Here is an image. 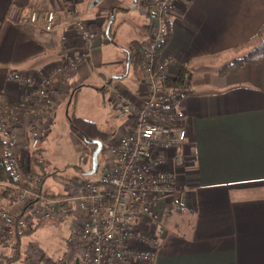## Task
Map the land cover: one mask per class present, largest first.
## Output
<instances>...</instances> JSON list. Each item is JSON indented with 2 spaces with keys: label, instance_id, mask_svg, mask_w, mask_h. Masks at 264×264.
Wrapping results in <instances>:
<instances>
[{
  "label": "crops",
  "instance_id": "crops-1",
  "mask_svg": "<svg viewBox=\"0 0 264 264\" xmlns=\"http://www.w3.org/2000/svg\"><path fill=\"white\" fill-rule=\"evenodd\" d=\"M13 8L54 10L53 30L20 25L11 19ZM74 19L94 31L90 49L71 26ZM165 20L169 38L162 52L175 60L168 77L186 68L190 92L182 100L187 139L177 167L178 191L152 264H264V56L231 65L250 51L237 46L264 24V0H176ZM153 23L148 0H0V102L20 105V123L32 119L24 112L36 109V86L21 84L16 74L46 76L67 59L70 66L55 83L53 110L88 89L111 91L109 83L137 104L142 70L128 49L133 41L144 45ZM121 111L127 128L131 114ZM46 112L37 117L41 124ZM32 140L22 136L18 154L27 148L31 154L37 143L30 142L44 141ZM9 184L0 181V206L8 201ZM64 209L37 217L35 226L66 222L73 214L69 206ZM71 243L69 238L65 264L78 262ZM6 248L0 254H9ZM30 253L34 264L53 259L36 242L25 261Z\"/></svg>",
  "mask_w": 264,
  "mask_h": 264
},
{
  "label": "built area",
  "instance_id": "built-area-1",
  "mask_svg": "<svg viewBox=\"0 0 264 264\" xmlns=\"http://www.w3.org/2000/svg\"><path fill=\"white\" fill-rule=\"evenodd\" d=\"M148 1L154 23L143 46L146 58L139 101L133 103L109 83L116 107L131 114V121L127 128L118 130L109 145H104L108 157L100 181L78 180L67 188L64 195L53 197L35 191L25 179L28 171L17 152L18 143L22 136L36 140L46 136L47 132L38 126L37 117L44 110L52 111L50 103L57 93L55 83L70 64L66 59L46 76L16 74L21 84L36 86L39 98L35 110L24 112L26 116H33L26 120L29 124L25 126L20 123L18 115L14 116L10 111L0 112L6 126L9 166L12 175L19 180L8 185L15 189V194L0 210L1 239L8 219L19 215L28 224H33L35 217L64 213V207L69 206L74 228L71 248L78 256L77 264L154 262L166 230L170 205H174L173 198L178 191L177 167L184 158L183 146L187 139L182 100L190 92V83L188 80L183 86L174 88L162 82V79L169 78L175 61L160 49L168 32L165 19L176 0ZM10 16L20 25L40 27L49 32L56 19L52 9L13 8ZM71 26L78 31L83 46L90 49L96 36L87 22L74 19ZM169 150H174L172 156H167ZM32 256L27 257L25 264H34ZM65 262L64 256H58L47 264Z\"/></svg>",
  "mask_w": 264,
  "mask_h": 264
},
{
  "label": "rangeland",
  "instance_id": "rangeland-1",
  "mask_svg": "<svg viewBox=\"0 0 264 264\" xmlns=\"http://www.w3.org/2000/svg\"><path fill=\"white\" fill-rule=\"evenodd\" d=\"M229 55V58H231L233 53ZM111 91L102 92L100 90H95L93 92L89 89L83 91L74 100L72 99V101L69 102V99H67L60 103L59 106L57 105V108L52 110L45 119V125L41 124L42 122L40 121L38 122V126L41 129L46 132L49 130L45 137L37 139L44 140L43 142H30L31 146L37 143L36 149L43 148V150L38 152L31 151V156L33 158L37 157L38 160L42 161V164L32 161V167L36 168L41 173L44 171L47 172V176L42 184L44 190L56 194L66 191L65 184L56 181L54 177H52L51 174L54 171L62 178L68 180L66 187L74 184L78 180L88 179L98 182L102 179V170L107 162L108 149L103 147L98 155V170L93 173H88L92 168L91 146L74 134L68 116L75 114V116L95 122L102 132H106L102 138L103 144L106 146L109 145V143H111L110 141L115 136L114 133H117L120 127H122L125 118L121 115V109L116 107ZM27 124H29V122L25 121L22 125L25 126ZM27 137L33 139L30 136ZM18 146L17 149H19ZM26 152L27 153L21 152L19 156H22L23 159H20L21 163L28 170L30 163V153L28 154V152H30V149L27 148ZM5 187L10 188L12 193L8 201L0 206V210L7 205L15 194L13 192L15 191L14 188ZM72 221L73 216L71 219L69 218L66 222L59 225H56L53 221H49L44 227L42 226L29 234L23 235L21 237L20 256L13 264H25L24 258L28 253L30 245H33L35 242L45 255L49 254L52 258L65 256L69 251L67 240L71 238ZM4 244L5 241L0 238V251L4 252L8 250L6 247H10V253H13L14 247L11 245L5 246Z\"/></svg>",
  "mask_w": 264,
  "mask_h": 264
},
{
  "label": "trees",
  "instance_id": "trees-1",
  "mask_svg": "<svg viewBox=\"0 0 264 264\" xmlns=\"http://www.w3.org/2000/svg\"><path fill=\"white\" fill-rule=\"evenodd\" d=\"M168 38H169V33L167 32L165 36V40L163 41V44L161 46L160 52H162L163 46L168 41ZM244 47L250 48L249 53L246 56H243V58L236 59L235 62L231 65H234L236 67L240 63H242L243 60L248 59L249 57L253 58L256 56L259 58L264 56V24L254 36H252L251 38H249L248 40L242 42L237 46V48H244ZM128 51H129V58L133 59L135 66L143 70V64L146 58L143 45L139 41H133L131 48H129ZM225 69H227V67L223 68V70ZM188 80H189V72L186 68L183 67L179 69L178 73L176 74V77L173 78L169 77L162 79V82L164 83L165 86L176 88L183 86ZM72 99L73 100L75 99L74 95ZM50 105L53 106L52 104ZM16 107L18 108L20 107V105L16 104L15 106L8 108L5 104L0 102L1 114L10 111L15 116L17 115ZM51 108L53 110V107ZM42 112H46V111H42ZM68 118L70 121L71 129L74 132V134L91 146V155H92L94 149L96 148V144L88 143V141L93 140L95 138H99L100 140H102L106 132L104 131L102 132L97 127L95 122L75 116V114L69 115ZM5 130H6V126L3 115L0 117V181L15 184L18 183L19 180L12 175V171L9 166L10 152L5 144ZM40 150L43 149H36L34 151L38 152ZM32 161L34 162L36 161L37 163L40 164H42V161L38 160L37 157L33 158L30 154V163L28 166L29 169L27 175L25 176V179L33 185L34 190L53 197L62 196L63 195L62 193L55 194L53 192H48L47 190L43 189L42 184L47 176V172L44 171L41 174H39L38 171H36V169L32 167L33 166ZM51 175L52 177H54L56 181H60L61 183H66L68 181L66 178H62L61 176H59L56 173V171L52 172ZM4 191L9 194L12 193L10 188H6ZM37 217L34 218L35 221L33 224L30 223L28 224V222L24 220V218L22 219V216L19 215L14 218L8 219L5 222V230L3 235L4 237L3 240L5 241L4 245L13 246L14 250L13 253L0 254L1 264H13L18 260V257L20 256L21 237L37 229V227L35 226Z\"/></svg>",
  "mask_w": 264,
  "mask_h": 264
},
{
  "label": "water",
  "instance_id": "water-1",
  "mask_svg": "<svg viewBox=\"0 0 264 264\" xmlns=\"http://www.w3.org/2000/svg\"><path fill=\"white\" fill-rule=\"evenodd\" d=\"M88 143H94V144H96V148L94 149V151L92 153V168L88 172V173H93V172H95V171L98 170V166H99V163H98V155H99V153L102 150L103 142L100 139H95V140L88 141Z\"/></svg>",
  "mask_w": 264,
  "mask_h": 264
}]
</instances>
